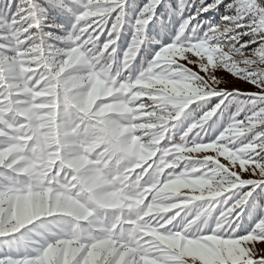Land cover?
Listing matches in <instances>:
<instances>
[{
  "label": "snow or ice",
  "instance_id": "6c2138e0",
  "mask_svg": "<svg viewBox=\"0 0 264 264\" xmlns=\"http://www.w3.org/2000/svg\"><path fill=\"white\" fill-rule=\"evenodd\" d=\"M0 264H264V0H0Z\"/></svg>",
  "mask_w": 264,
  "mask_h": 264
}]
</instances>
